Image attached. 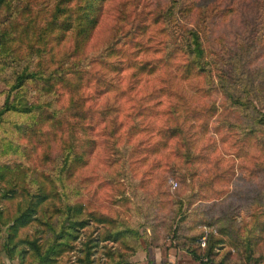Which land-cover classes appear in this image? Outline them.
<instances>
[{
  "label": "trees",
  "instance_id": "trees-1",
  "mask_svg": "<svg viewBox=\"0 0 264 264\" xmlns=\"http://www.w3.org/2000/svg\"><path fill=\"white\" fill-rule=\"evenodd\" d=\"M38 1L0 0V68L4 69L0 79L7 85L0 103L1 250L8 258L17 253L20 260L30 256L32 262L37 264H65L61 256L72 248L69 240L77 237L80 228L90 227L97 231L96 236H87L82 242L77 263L128 264L127 257L141 247L139 239L142 233H138V226L103 212L88 199L83 200L79 185L71 181L85 161L84 146L91 145L93 149L96 145L93 137H85L81 142L79 136L87 135L98 124L102 125V131L107 130L104 118L98 116L100 111L87 106L88 101H95L100 96L97 94L100 81L96 72L86 68L85 61L80 59L85 54L87 41L95 31L107 0H46L51 1L49 8L34 11L31 4ZM145 1L151 8L145 13L139 14L134 7L136 0H129L128 10L124 8L127 0H115L112 11L115 10V24L121 22V25L129 23L136 14L143 17L151 15L150 23L154 26L144 24L142 30L155 28L152 35L161 36L155 40L156 45L152 49L153 54L160 53V56L137 59L138 53L142 50L145 55L149 46L138 47L135 42L130 44L134 49L130 57L122 63L119 61V69H132L129 77L136 81L140 74L150 77L157 75L158 87L149 89L164 95V105L157 114L154 145L166 148L171 143L168 146L173 154L177 145V148L184 149L183 157H189L192 144L187 130L182 127V119L179 120V109L170 102V95L174 93L170 90V81L183 80L192 82L194 93L201 92V96L206 97L203 95L206 94L210 97L216 92L225 108L234 114L240 125L243 121L244 129L256 134L264 147V90L257 83L259 70L252 73L244 70V65L249 64L245 61L243 64L236 62L227 71L211 57L204 44L203 32L198 27L203 15H206L203 6L205 0ZM215 3L221 9L235 4L238 7L236 12L245 7L258 11L264 6V0H216ZM163 5L164 8H161ZM42 10H47V18L38 25V14ZM9 18L11 20L6 21ZM137 28L138 25L124 34L128 41L117 40V47L113 45L108 51H114L116 55L120 51L122 54L126 44L134 38ZM121 29V26L117 27V31ZM174 29H177L176 32ZM66 32L70 33L72 44L67 45L62 57L69 59L68 64L63 65L58 59L55 65L48 67L47 60L42 61L45 46L49 42L60 43ZM170 39L176 40L171 42ZM167 43L171 44L173 57L170 59ZM94 61L92 59L89 63ZM160 72H163L162 76ZM91 84L97 87L92 93ZM26 88L33 94H28ZM61 92L65 95V104L57 107L56 96ZM181 99L190 106L186 98L182 96ZM158 103L161 104L160 101ZM209 107V115L213 116L218 107L214 101ZM148 109L142 103V98L132 100L121 117L110 121L115 126L111 131L112 139L120 140L121 146L131 143L137 146L145 140L143 138L149 135L145 132L149 124L145 120ZM236 123L231 120L224 122L228 129L236 128ZM30 150L36 153L33 157ZM254 174L261 176L264 170H255ZM262 196L264 200V194ZM251 199L263 210L248 212L251 220L248 225L234 222L233 215L228 211L229 205L219 206L213 211L209 208L210 211L205 214L195 207L182 210L175 223H169L166 230L160 228L162 223L145 224L150 231L149 241L146 242L152 245L161 243L158 234L175 228L171 240L195 259L206 257L211 263L246 264L255 243L264 244V201L255 196ZM204 227L215 230V233L208 231L205 244L201 247L198 239ZM23 228L35 230L27 237L16 236ZM241 228H247V235L242 238L237 236ZM143 233L145 235L146 232ZM233 233L236 236H230ZM154 239L160 242L156 240L155 243ZM108 240L118 245V249L108 250L102 261H93L90 258L92 247L99 241ZM230 247L240 251L244 259L242 256L236 258ZM214 248H218V251Z\"/></svg>",
  "mask_w": 264,
  "mask_h": 264
},
{
  "label": "rangeland",
  "instance_id": "rangeland-1",
  "mask_svg": "<svg viewBox=\"0 0 264 264\" xmlns=\"http://www.w3.org/2000/svg\"><path fill=\"white\" fill-rule=\"evenodd\" d=\"M114 2L115 0H107L104 3L95 31L87 41L85 54L83 58L80 57L82 62L85 61L86 68L96 72L101 84L98 89L99 93L96 92L100 96L92 101L93 103L88 101L87 106L90 109L96 107L100 111L99 118H104V123L107 126V130L102 131L101 124L94 125L87 133L88 136L86 134L79 136L81 142L85 137H93L96 143L93 149H91V145L84 146L86 154L83 160L85 161L79 167L77 176L71 180L73 184L79 185L80 197L83 200H90L103 212L128 224L138 226L136 228L138 233L140 235L142 233L141 239H139L140 245L142 241L147 243L146 241H149L150 238L149 235L145 233V236L143 233L146 232L144 231L146 230L145 224L162 223L160 228L166 230L168 224L175 223L184 209L198 207L205 214L210 209L213 211L219 206L229 205L228 211L233 215L234 222L248 225L251 222L248 212L263 210L257 207V204L251 199L255 196L264 201L262 196L264 194V174L254 176L255 170H264V147L259 143L260 139L256 134L248 133L244 129L243 121L240 125V121L236 120L234 114L225 108L224 102L216 92H213L210 97L206 94H203L206 97L201 96V92L194 93L192 82L186 83L181 80V82L170 81V90L174 92L170 95L172 99L170 102L179 109V120L182 119V127L187 130L189 142L192 144L189 157L185 159L183 157L184 149L177 148V145L174 146V154L171 153L172 148L168 146L171 143L166 148L161 145L155 146L154 128L158 124L156 118L164 105V95L156 91L151 92L149 89L158 87L159 83L156 81L158 78L155 77L157 75L150 77L140 74L136 81L129 77L132 69H123L122 71L121 67L119 69L121 66L119 61L122 63L130 57V53L134 50L130 44H136L135 42L138 47L146 44L149 46L145 55L142 50L138 53L137 59L160 56V53L153 54L152 49L156 45L155 40L160 39L161 36L158 34L153 36L155 28L152 27V29L147 27L144 31L142 30L144 24L154 26L150 23L151 15H146L147 17L139 15L141 12L145 13L151 9L148 7L149 4H145V0H136L134 7L139 11V14L132 16L131 20L128 19L130 22L124 25H121V22L115 24V10L112 11ZM215 2L216 0L204 1L206 15H203L202 21L199 20L198 23V27L203 32L207 50L212 54H210L211 57L218 61L221 68L227 71H230L236 62L243 64L248 61L249 64H245L243 69L250 70L249 73L259 70L257 83L264 90V80H262L264 70L261 69L264 68V6L258 11L245 7L236 12L238 7L235 4L227 5L225 9H221ZM50 3L51 1L40 0L34 5L31 4V7L34 11H38L40 8H49ZM129 7L130 3L127 0L124 8L128 10ZM161 8H164V5ZM234 9L235 11H233ZM45 11L47 10L39 12L38 25L47 18ZM4 15L6 16L7 12ZM8 20L11 18L6 21ZM137 25L134 38L122 50L123 55L120 54V51L119 55H116L114 51H108L111 46H115L117 40L119 42L128 41L129 39L127 40L124 34ZM120 26L122 29L117 31V27ZM176 30L174 29V32ZM64 35L65 37L60 43L49 42L45 46L42 61L44 63L47 60L48 67L55 65L58 59H61L63 65L68 64L69 59L63 58L62 55L66 51L67 45L71 46L72 42L70 33L66 32ZM170 40L173 42L176 39ZM167 44L171 54L169 55L170 59L173 57L169 46L171 44ZM159 47L162 50L161 45ZM118 49L120 50V48ZM120 57L121 60H119ZM34 59L36 60V58ZM92 59L95 61L89 63ZM3 71L4 69L1 67V76H3ZM162 73L160 72L159 75L162 76ZM183 78L185 77L183 76ZM91 86L90 92L92 93L97 87L93 84ZM6 89V83L0 79V103ZM26 89H28L26 90L28 94H33L29 88ZM104 90V94L101 95ZM182 96L186 98V102L190 106L184 104ZM56 97V106L62 107L65 104L64 93L61 92ZM139 97L142 98V103L150 108L147 111L149 114L145 118L146 121H149L148 128L145 129L146 134L149 135L143 138L145 140L139 142L137 146L132 143L121 146L120 140L112 139L111 131L115 126L110 121L121 117L128 105L132 104V100ZM159 101L161 104L158 103ZM213 101L218 108L215 114L210 116L209 106ZM227 120L236 121L237 127L228 129L224 124ZM35 154L34 150H30L31 157ZM171 182H175L176 185L172 187ZM93 229L87 227L78 230L77 237L74 240H69L72 248L61 256L62 262L79 264L77 258L81 254L82 242L87 236H96L97 231ZM174 229L168 228L167 232H160L159 240L170 242V237L174 236L172 232ZM34 230V228H23L16 236L27 237ZM164 235L165 237H163ZM245 235H247V228H241V233L237 232L239 237ZM230 236H236V233ZM156 240L159 241L154 239L155 243ZM224 240L222 237L223 243L226 242ZM260 243H255L254 251L245 261L246 264L264 263V248L262 247L264 244ZM117 246L109 240L99 241L92 247L90 258L93 261H102L106 257V252L118 249ZM225 247L228 248L226 244ZM230 250L233 251L236 258L242 256L240 251L233 247H230ZM32 261L30 256H24L20 260L17 253L8 258L0 247V264H37Z\"/></svg>",
  "mask_w": 264,
  "mask_h": 264
},
{
  "label": "crops",
  "instance_id": "crops-1",
  "mask_svg": "<svg viewBox=\"0 0 264 264\" xmlns=\"http://www.w3.org/2000/svg\"><path fill=\"white\" fill-rule=\"evenodd\" d=\"M145 231L149 235V229L146 228ZM214 250L218 251V248ZM126 260L128 264H198L197 259L175 245L173 240L156 245L142 241L140 249L129 255Z\"/></svg>",
  "mask_w": 264,
  "mask_h": 264
},
{
  "label": "built area",
  "instance_id": "built-area-1",
  "mask_svg": "<svg viewBox=\"0 0 264 264\" xmlns=\"http://www.w3.org/2000/svg\"><path fill=\"white\" fill-rule=\"evenodd\" d=\"M171 185H172V187H174L176 185V183L175 182H171ZM208 231H211L212 233H215V230H213L211 228L204 227L203 228V232H202V234L200 235V237L198 239L199 246H201V247L204 246ZM198 264H218V263H211L210 261H208V259L206 257H200L198 259Z\"/></svg>",
  "mask_w": 264,
  "mask_h": 264
}]
</instances>
